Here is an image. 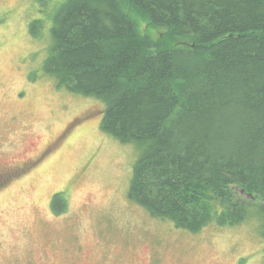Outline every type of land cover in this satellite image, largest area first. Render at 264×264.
Returning a JSON list of instances; mask_svg holds the SVG:
<instances>
[{
	"label": "trees",
	"instance_id": "1",
	"mask_svg": "<svg viewBox=\"0 0 264 264\" xmlns=\"http://www.w3.org/2000/svg\"><path fill=\"white\" fill-rule=\"evenodd\" d=\"M51 33L46 73L141 147L132 200L191 232L256 208L264 236V0H72Z\"/></svg>",
	"mask_w": 264,
	"mask_h": 264
},
{
	"label": "rangeland",
	"instance_id": "2",
	"mask_svg": "<svg viewBox=\"0 0 264 264\" xmlns=\"http://www.w3.org/2000/svg\"><path fill=\"white\" fill-rule=\"evenodd\" d=\"M70 1L0 0V264H264L256 208L191 232L130 198L141 147L103 130L104 101L45 70Z\"/></svg>",
	"mask_w": 264,
	"mask_h": 264
}]
</instances>
